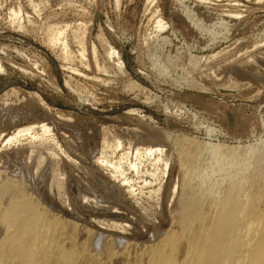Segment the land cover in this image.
Returning a JSON list of instances; mask_svg holds the SVG:
<instances>
[{
  "label": "rangeland",
  "instance_id": "1",
  "mask_svg": "<svg viewBox=\"0 0 264 264\" xmlns=\"http://www.w3.org/2000/svg\"><path fill=\"white\" fill-rule=\"evenodd\" d=\"M116 1L117 0H0V63L3 68L0 72V135L3 134V136H0V139H2L0 141V155L2 154L1 156H3L0 157V178L1 180L10 179L15 175L14 173L18 174L22 169L24 171H20L23 174L21 175L26 178L24 180V184L25 182H28L25 184L26 186L23 184L25 186V190H29L26 192H29V196H31L34 200L36 198V200H39L41 203L43 202L40 207L45 208L46 205L47 207L49 206V212L54 213L53 211L59 210L60 213L56 211L57 213L55 212V214H60L64 217L66 216L65 218L70 220L74 218L73 220L75 221H77L76 219L78 218V223H82L80 225L86 223L83 226H85L86 228L89 227V229H93L95 227L94 229L96 230H99L100 227L96 223V221L94 222L95 217H97L98 215H100L101 217H117L118 222H123L124 225L127 222V224H129L125 226L126 233L124 232V229L122 231L118 230L117 234L127 236L129 235V237H134V235H136L135 237H144L143 239L147 237L146 239H149L150 236L153 235L149 234L153 232H151V230H154L152 226L154 227L156 225L154 228L158 229L159 227V230L160 228L162 230L167 226H170L169 224H171V220L168 216H173V214L169 215L168 212L172 213L176 199L175 197H171L168 192L165 197L166 190L164 189V187L168 185V189H171L174 186L176 180H179L178 182H176L179 185L181 177V170L179 169L180 167L177 162L178 159H176V152L177 150H180V146L177 144L175 146L174 142L171 143L172 139H167V137H165L164 135V131L165 133L167 132L172 136H177L180 134L187 138L200 141H207L212 143L219 142L227 145H246V147L251 144L256 145L258 142H260V140H264V0H152L154 2H152L151 0L149 2L147 0H119L120 3H117ZM190 3L192 5H190ZM115 4L120 5L117 8V5ZM196 5H199L197 8L200 9V13L207 8L206 10L209 11L208 14H212V17H210L211 23H209L210 21H206V25L204 23L205 20H201V16L198 18L199 14H196V20L202 22L204 21L202 25L203 27L205 25V30L203 29V27H201V29L196 28L198 26H195L196 23L194 21H192V23H194L192 24L190 20L186 19L188 18V16L186 17L185 14L186 9L188 8L187 11L190 12V8L194 9V7L190 6L196 7ZM201 5H203L202 8ZM13 7L15 9H20L13 10ZM11 8L12 12H9ZM19 10H21V14ZM13 11H18V14L14 15ZM150 12L158 13H155V15L157 17L163 18V20L166 22L168 28L165 29L166 32L164 30L165 33L162 32V34H160V31L158 32L156 28H153L154 24H156L154 20L155 18L157 19V17L152 16ZM11 13L13 14V16ZM15 16L18 17L15 18ZM12 18L14 19L12 20ZM17 19H20V21L18 22ZM218 21H220L221 24ZM55 23L57 24V26L54 25ZM66 23H68L69 26ZM47 24L52 27L48 26ZM18 25L21 27V29H19L20 27ZM22 27H25L26 29H22ZM46 27L51 29H48ZM53 28L55 30L57 28L58 31H63L66 37L64 35H62V37H65L67 44L70 47L66 49V52L69 53L68 51H70V53L72 54H69L72 56L68 54L69 56L67 55L68 57L66 56V59H64L65 57L60 54L63 57V60H61V57L59 59L58 48L54 47L55 50L53 49L51 51L53 46L49 45L51 44V42H49V39H51L49 35L51 34L50 36L52 37L57 31H55ZM70 28L74 29L75 31L72 29L69 30ZM79 28L82 30H80ZM63 29H66L67 32L65 33ZM48 30L55 32L52 35V32L49 33ZM84 30L86 32H84ZM82 32L85 34H83ZM153 32H157V35H159L156 37ZM167 34H171L172 36H169ZM73 35H75V37H73ZM100 35L101 37H99ZM83 36L85 40H82ZM162 36H167V39L165 37V39L161 40V38H163ZM75 38H79L82 41H79V39L76 40ZM156 38L158 40L160 38V41L164 40L163 44ZM100 39L104 43H102ZM103 39H106L117 52L119 51L118 54L121 57V60L124 62V73L127 72V75L123 74L122 72L120 73L119 70V72L117 71V68L115 67V65H113V62H115L114 58V60L112 58H107V46L105 45V41ZM77 41L78 45L80 43L81 46L85 43V47L82 46V49H85L83 50L85 54H83L81 47H78ZM81 42L83 43L81 44ZM92 44L94 45V48L96 50L92 47ZM48 45L50 46V48ZM102 45L104 46L102 47ZM102 48H105L106 50ZM7 50L9 51V53L7 52ZM92 51H94L96 54L94 52L92 53ZM53 52L55 54H53ZM78 54L83 56L80 57ZM69 57H72L70 59V62L68 61ZM82 57H85V59H83ZM156 57L158 58V62L155 63V59H157ZM93 58H95V60L97 59L96 62L95 60H93ZM60 60L63 62H61ZM107 61L112 62L113 64L108 63ZM97 62L98 64H95ZM86 63L89 65L86 66ZM95 65L97 67L99 66V69ZM160 65L162 68H160L159 71L157 69H159ZM68 66H71L73 68V71L72 69H70L71 67L69 68ZM111 66L113 70L111 69ZM87 67L89 68L86 69ZM103 67H106V69H104ZM64 68H67L69 71L67 69L65 70ZM163 68L168 69L163 70ZM70 70L74 73H72ZM105 70H108L105 72L106 74L103 73ZM75 72L78 75H76ZM160 72H162L163 75L160 74ZM80 73H83L82 75L84 76V78L82 77V75H79ZM117 73H120L121 75ZM95 76L97 77L95 78ZM98 77L99 80L92 81L93 78L98 79ZM102 78L105 79L102 80L103 82L100 80ZM108 78L109 81L107 80ZM128 78L130 79V81ZM111 79L114 83L111 82L110 84ZM106 80L108 81L107 84ZM99 82H102V85ZM115 82L116 85H114ZM104 83L106 84V86ZM131 84L134 85L133 89L131 87ZM129 87H131V89ZM75 89L77 90L78 94L77 92H75ZM204 99L210 103L211 107L204 108L202 106L201 102L204 101ZM38 100L41 102H39ZM46 107H48L49 110ZM10 110L11 114L9 113ZM25 111L26 113L23 114ZM2 112H8V114H6L5 116V114H2ZM12 113L14 117H17L14 118L12 116ZM18 113L20 115H16ZM60 114L62 115L60 116ZM9 115L12 117H10ZM7 116L11 119H6ZM21 117L23 118V120ZM7 120H9V123L6 122ZM11 120L14 126L11 124ZM33 122H38V124L46 123L45 125L51 128L50 133H52V137H54L53 140H56V142H53V140H49V142L52 141L53 143H55L53 144L51 142L53 146H58H54L57 152L60 153L62 150V152L59 154L60 165L57 166L60 168V171H58L64 176L65 179H63L65 183L63 192L65 193L64 196L67 197H63V199L62 197H59L62 201H59L60 199L57 198L58 196H60L58 193L64 194L62 192V188L60 189V192H58L59 188H54V185L51 187L49 183L51 177V173L49 170L52 167V163L49 162V164L48 161L51 160L45 158L46 160L44 159L42 161V164L46 168L41 165L39 167V170L41 169L40 171L43 173L38 170V172H40L41 174L39 173L37 175L35 173L32 176L34 169L31 170L32 168H28V170H31V173L30 170H27L28 172H25V170L27 169V167L31 166V161L35 165V158H32V156L33 154L37 153V150L34 149L36 153H32L34 151L30 152L29 147H27L29 146V138H23L19 140L20 143L18 142L16 146V142L9 144H5V142H3L5 141L6 137L12 132L11 129H14V127H22ZM208 126L213 127L216 130L214 134L209 136L206 135V128ZM97 129H99L100 131H97ZM133 130H137V133H135ZM37 131L40 132V129H37ZM155 131H163V133L161 134L157 132L159 134L158 137V134ZM105 132H107L108 134ZM143 132L145 133V135L141 136ZM116 133L124 136L129 135L128 138L131 139V141L135 139V142L137 141V145H141L140 147H145L146 145L149 146L150 143L151 145L157 144L163 146L166 150H168V153H170V161L168 163L169 167L166 173L162 174L163 164L161 161H159L156 165L154 164L155 166H151V163L153 164L154 162L153 160H150L151 158L148 155H145V159L143 155L141 156L143 158L139 159V161L142 162L140 163L141 166L139 165L138 173H136L135 175H132V171L128 173L127 171L129 170L128 166H126V162L129 157H132V154H129L130 152H126L127 150H123L125 151V156H123L125 158L124 159L123 157H120L124 155L123 151L120 150V148H113V150H111L112 146L108 147L110 149H108L106 146L111 143L110 140H113L115 138L113 137V135L116 136ZM138 133L140 136H138ZM154 135H156V137ZM110 136L112 138H107ZM162 136L164 138H162ZM104 138L105 140H103ZM68 140L72 141V145L70 144V147H67L69 146V143L67 142ZM135 142L133 141V143ZM102 147H106L107 149ZM101 148L104 150H102ZM110 150L113 152H111ZM100 151L104 153L103 156H106V160L109 159L108 161H105L107 163H111L115 160L117 161V158L119 157L121 159L123 158V164H121V159L119 158L121 170L123 172L126 171L127 173H125L129 177H134L133 179L134 181L136 180L135 182H139L141 184L140 180L146 179L147 181L149 180V185L152 181L154 182V184L152 182L150 185V187L152 188L162 185V189L159 191L160 194L156 196L157 198L162 197L161 199L163 201V198H165V201H170V208L173 207V209L170 210L169 207H167L168 202H166L165 204V201L161 202L160 198V200L158 199V203V200L155 196L154 197L157 201L154 198H149V200L147 198V193H145L149 185H147L144 190L145 192H143L144 194H142L145 196H141V199L139 198L140 201L139 199L138 201L133 200L134 198L131 200L130 197H126L124 199L122 193V199L120 197H118V199H114L113 197L112 200L109 196L112 191L109 192L108 189L112 184L111 181H116L119 177V175L117 176L115 175V172H113V169L115 168L114 165L118 162L115 161L112 163L113 165H107V163L103 161H101V163L103 162V164L99 162L100 160H98V162L95 161L96 159L94 156H99L101 153ZM116 151L120 156L116 153ZM121 151L122 154L120 153ZM41 153H43L41 154L43 156L46 155L45 150L44 152H42L41 150ZM112 153L115 154L113 155ZM109 155L110 158H108ZM70 158H72L73 160H71ZM28 159L30 160V163H26ZM70 160L73 161V163L67 162ZM16 161L19 164H22V162L20 163V161H25V164H22V166L24 165V168H22L21 165H17ZM75 161L89 168L88 173L90 176L88 175V173L84 174V172L82 171L83 169H81L80 166L78 167ZM44 163L46 164L44 165ZM26 164L29 166H27ZM104 164H106L107 167ZM144 164L149 165L146 166ZM34 165L31 167H34ZM100 165H103L105 167ZM25 166H27L26 169ZM75 166L80 168L82 172L79 169L77 170V167ZM140 167L142 168L140 169ZM143 168L146 169V171L149 173V176L154 171V169H156L155 172H153L155 174L153 175L154 178L152 177V175L149 177ZM48 171L49 173L47 174ZM140 171L142 174H140ZM143 171L146 173L145 176L147 177L144 176ZM28 173L30 174L29 176ZM110 173H112L113 175ZM42 174L44 176H40ZM109 174L111 176H109ZM159 174H162L164 177L160 176ZM3 176L5 177L4 179H2ZM156 176L160 177L157 178ZM33 177H35L34 180ZM37 177L39 179L38 181H36ZM155 178L157 180L159 179V182ZM32 181L34 183H32ZM85 181L88 183L90 182L94 190L97 188L94 191L95 193L91 190H85ZM109 181L111 184L109 183ZM28 184L31 188H29ZM106 185H108V187ZM27 186L28 188H26ZM32 188L34 190L30 191V189ZM48 188L51 190L53 188L54 189L50 191L48 190ZM65 188L69 189V191H67V189L65 191ZM55 191L58 195H55ZM78 191L79 193H83L85 191L84 194H86L87 196H89L90 193L91 195L94 193L96 194V197H102V200L105 198V202L107 199H110L109 202L107 201L106 203L103 201L106 205L110 203L109 205L112 206L111 204H114V202L116 201L119 204L117 203L116 206L114 204L116 209L111 210L102 207L101 205H98V207L89 201L86 202H89L90 204H87L85 201H83V203L82 199H80V197L78 196ZM52 192L54 193L55 197L57 196L56 198L54 197ZM32 194L34 195L32 196ZM91 195L89 197H91ZM107 195L109 196V198L107 197ZM37 196H39L40 198ZM68 197L71 198L69 199ZM66 198L68 199V201H75V203L77 201L76 204L80 202L83 205H78H81L83 208L81 206V208H79L76 204L75 205L78 208L75 207L74 203H69L65 200ZM63 200H65V204ZM129 200L133 202H130ZM172 200L174 203H172ZM56 201L57 203H55ZM160 203H162L163 206L164 204L165 206H167H164L161 210L162 205H160ZM64 205L66 209L64 208ZM73 206L74 210L72 209ZM47 207L45 209H47ZM67 207L69 208L67 209ZM91 207L96 211L92 210ZM130 207L133 208L131 209ZM51 208L52 210H54L52 211ZM146 208H148L149 210ZM60 209H62V211L64 212L62 213ZM79 210L82 212H79ZM131 210H135V212H138H136L135 214V212ZM142 210L144 211L141 212ZM76 211L80 215H78ZM139 211L141 212V214H139ZM149 211L152 212L150 213ZM162 212H165L166 216H164L165 213L163 215ZM148 214H150L151 216ZM73 215H77V218ZM78 216H81V219ZM135 216L137 217V219ZM145 216H147L148 220H145ZM89 217H93L92 220ZM148 217L151 218L149 219ZM132 218H134V222L132 221ZM162 219L165 220L163 221ZM166 219L167 223H169L167 225L165 222ZM137 220H140L142 223L140 224V221L138 222ZM149 220H151L152 222H149ZM131 221L134 224L130 223ZM153 221L155 225H153ZM137 222L139 225L137 224ZM150 225L151 227H149ZM160 225L162 227H160ZM143 228L146 232H141ZM146 228H149L150 232L147 231ZM136 229L138 230V232ZM113 231L114 230H112L111 233Z\"/></svg>",
  "mask_w": 264,
  "mask_h": 264
},
{
  "label": "bare ground",
  "instance_id": "2",
  "mask_svg": "<svg viewBox=\"0 0 264 264\" xmlns=\"http://www.w3.org/2000/svg\"><path fill=\"white\" fill-rule=\"evenodd\" d=\"M147 1L149 2L150 0H147ZM116 2L120 3L119 0H117ZM152 2H154V1H152ZM115 5H117V8H118V6L120 4H115ZM190 5H192V4L190 3ZM198 6L197 5H196V7L195 6H190V7H194V9L190 8V10H191L190 12L191 13L189 11H187L188 8L186 9V7H185V9H186L187 13L184 10L183 11L185 12L186 17L188 16V18H189V19L188 18H186V19L190 20L191 23H192V21H194L196 23L195 26H198L196 28L201 29V27H203L202 24H203L204 21L202 22V21L196 20V14H199L198 18L201 16V20H205V22H204L205 25H206L207 22L210 21V17H212L211 16L212 14H208L209 11L206 10L207 8L204 9L200 13V9L197 8ZM202 6L203 5H201V8H202ZM187 7H189V6H187ZM115 8H116V6H115ZM147 8H149V7H147ZM18 9H20V8H16L15 9L13 7V10H18ZM151 9H153V8H151ZM155 10H156V8H155ZM20 11L21 10H19V12ZM158 11H159V9H158ZM9 12H12V8L10 9ZM17 12L18 11H13L14 15H17L18 14ZM156 12H154V13L150 12V13H151L152 16L157 17L155 15ZM20 14H21V12H20ZM156 14H158V13H156ZM12 16H13V14H12ZM234 16H235V14H234ZM17 17L18 16H15V18H17ZM26 18H28V17H26ZM218 18H220V17H218ZM13 19L14 18H12V20ZM11 21H10V23H11ZM19 21H20V19L18 20V22ZM154 21H155L156 24H154L155 27L153 26V28H156V30L158 32L160 31L161 32L160 34H162V32H164V30L168 28V25L163 20V18L157 17V19L155 18ZM220 21H218V22L220 23ZM223 22H224V20H223ZM28 23H30V22H28ZM56 23H58V22H56ZM56 23L54 25L57 26ZM209 23H211V21ZM13 24H14V22H13ZM66 24L68 25V23H66ZM192 24H194V23H192ZM205 25H204V27H205ZM48 26H50V25H48ZM217 26H218V24H217ZM50 27H52V26H50ZM204 27H203V29L205 30ZM206 27H208V26H206ZM24 28L22 27V29H24ZM46 28H48V27H46ZM19 29H21V27ZM48 29H51V28H48ZM71 29L72 28H70L69 30H71ZM169 29H171V28H169ZM56 30H55L56 32L54 31L55 34H54L53 31H49L48 30L49 33L52 32V35L54 34L52 37L50 36L51 34L49 35V37L51 38V39H49V42H51V44H49V45L53 46V48L51 46V48H52L51 51L54 49V47L59 49L58 50L59 51L58 52L59 53L58 54L59 55V59L61 57V60H63V57H65L64 59H66V56L70 53V51H68L69 53L66 52V49L69 46L67 44V41L65 39L66 36L64 35L63 31H58L57 28H56ZM63 30L65 31V33L67 32L66 29H63ZM72 30H74V29H72ZM80 30H82V29H80ZM204 30H202V31H204ZM45 31H47V30H45ZM84 32H86V31L84 30ZM165 32H166V30H165ZM155 33L153 32V34L156 35V37H157L159 34L157 35V32H155ZM170 33H172V32H170ZM173 33H175V32H173ZM83 34H85V33H83ZM83 34H80V35H83ZM216 34H217V32H216ZM62 35H64L65 37L63 38ZM167 35H169V34H167ZM102 36H103V34H102ZM49 37H47V38H49ZM73 37H75V35H73ZM99 37H101V35ZM165 37L167 39V36H165ZM165 37L161 38V40L165 39ZM79 38H77V39H79ZM102 38H105V37H102ZM215 38H217V37H215ZM83 39H84V36H83L82 40ZM82 40L79 39V41H82ZM104 41H105V45L107 46V50L105 48H102V49L107 51L106 52L107 53L106 55L108 56L107 58L108 59L109 58L110 59L111 58L115 59V62H113L114 64L112 62H108L109 60L107 62L108 63H112L113 65H115V67L117 68V71L119 70L120 73L122 72L123 74H126L127 72L124 73L125 72L124 62L121 60V57L118 54L119 51L117 52L108 43V41L106 39ZM158 41H160V38H159ZM101 42H102V40H101ZM160 42H162V44H163L164 40L160 41ZM82 43L83 42H81V44ZM102 43H104V42H102ZM144 43H146V42H144ZM84 44L82 46H84ZM77 45H78V41H77ZM79 45H80V43H79ZM79 45H78V47H81V50L83 52V50H85V49H82L83 47L81 45L80 46ZM46 46H47V43H46ZM103 46L104 45H102V47ZM254 46H255V44H254ZM92 47L94 48L93 44H92ZM92 47H91V50H92ZM49 48H50V46H49ZM160 51H162V50H160ZM7 52L9 53L8 50H7ZM7 52H5V53H7ZM93 52L94 51H92V53ZM53 54H55V53L53 52ZM70 54H72V53H70ZM83 54H85V53L83 52ZM156 54H157V52H156ZM165 55H166V53H165ZM167 55H169V54H167ZM70 56H72V55H70ZM79 56L81 57L83 55H79ZM73 57H75V56H73ZM174 57H176V56H174ZM71 58L69 57V60H68L69 62L71 61L70 60ZM82 58L85 59V57H82ZM95 58H93V60H95ZM167 58H166V60H167ZM96 60H95V62H96ZM157 60H158V58L155 59V63L158 62ZM174 60H175V58H174ZM170 61H171V59H170ZM61 62H63V61H61ZM173 63H174V61H173ZM195 63H193V64H195ZM67 64H68V62H67ZM95 64H98V62L95 63ZM211 64H213V63H211ZM87 65H89V64L86 63V66ZM158 65H159V63H158ZM161 65H160L159 69H157V70L160 71V68H162ZM64 66H65V64H64ZM68 67L70 68L71 66H68ZM106 67L105 68L103 67V68L106 69ZM115 67H114V69H115ZM88 68L89 67H87L86 69H88ZM103 68H102V70H103ZM2 69L3 68H2V65L0 63V72H1ZM70 69H72V71H73L72 67ZM111 69H112V66H111ZM164 69H168V68H163V70ZM74 71H75V69H74ZM96 71H97V69H96ZM100 71H101V66H100ZM106 71H108V70H105L103 73H105ZM162 72H160V74L163 75ZM72 73H74V72H72ZM111 73H112V71H111ZM120 73H117V74H120ZM75 74H76V72H75ZM82 74L83 73H80L79 75H82ZM115 74H116V72H115ZM76 75H78V74H76ZM167 76H169V75H167ZM82 77L84 78L83 75H82ZM96 77L97 76H95V78ZM127 77H129V76H127ZM181 77H182V75H181ZM181 77H180V79H181ZM95 78H93L92 81L93 80H99V77H98V79H95ZM164 78H166V77H164ZM103 79L104 78H102L100 80L102 81ZM107 80L109 81V78ZM107 80H106V84L108 83ZM160 80H162V79H160ZM129 81H130V79H129ZM129 81H127V82H129ZM111 82L114 83L112 81V79L110 81V84H111ZM106 84H105V86H106ZM114 85H116V82H115ZM133 86L134 85L131 86L132 89L134 88ZM131 87H129V88L131 89ZM127 88H128V86H127ZM75 92H77V90ZM77 94H78V92H77ZM81 96H80V98H81ZM39 102H41V101H39ZM201 104H202V106L204 108L211 107L210 103L208 101H206L205 99H204V101L201 102ZM0 107H1V105H0ZM46 108L48 109V107H46ZM8 112H6V113L2 112V114H5V116H6V114H8ZM27 112H28V110H27ZM9 113L11 114V110H10ZM20 113H21V111H20ZM25 113H26V111L23 114H25ZM29 113H31V112H29ZM50 114H52V113H50ZM16 115H20V114L18 113ZM27 115H29V114H27ZM61 115L62 114H60V116ZM63 115H65V114H63ZM12 116L14 117L13 113H12ZM12 116H10V117H12ZM16 117H14V118H16ZM8 118L9 117L7 116L6 119H8ZM10 119L11 118H9V120ZM61 119H63V118H61ZM9 120H7L6 122L9 123ZM22 120H23V118H22ZM11 124L13 125L12 120H11ZM11 124H9V125H11ZM45 124H42V123L38 124V122L37 123L33 122V123H29V124H27L25 126H22V127H17L16 126V127H14V129H11L12 132L6 137L5 141H3V142H5V144H9V143H13V142L15 143L16 142L15 143V146H16V144L18 142L20 143L19 140H21L23 138H29V143L27 141L29 146H27V147H29L30 152H32V151H34V149H36L37 153L35 151L32 152V153H36V154H33V156H32V158H35V165L31 161V166L34 165V167H31V166L26 164L29 167L25 166V169L27 167L25 172L28 170V168H32L31 170L34 169L33 170L34 172H33L32 176L35 173L38 175L41 172L40 171L41 169L39 170L40 165L43 166V164H42L43 162L42 161L45 158H48V160L50 159L51 161H48V163L49 162L52 163V167L49 170L50 173H51V177H50V180H49L50 182L49 181L48 182L50 183L51 187L54 185L55 186L54 188H56V189L59 188L58 192H60L61 188H62V192H63V188L65 187V183H64L65 179H64V176L62 174H60V172H59L60 168L57 167L58 165H60L59 164L60 163L59 162V160H60L59 154L62 152V150L59 153L55 149V147H58V146H55V145H54L55 147L53 146V144H55L53 142H56V140L55 141L53 140L54 137H52V133H50V131H51L50 129L51 128H49ZM37 129H40V132L37 131ZM98 130L99 129H97V131ZM134 130H135V128H134ZM137 130L134 131V132L137 133ZM133 131H132V133H133ZM206 131H207L206 135H208V136L212 135V134H214L216 132V130L213 127H210V126H208L206 128ZM157 132L161 133V134L163 133V131H160V132L157 131ZM105 133H107V132H105ZM113 134H114V132H113ZM125 134H127V133H125ZM115 135L116 136L113 135V137H115L113 140L109 139L111 141V143L106 145V146H107V148L112 146L111 150H113V148H115V149H119L120 148V150H122V151L123 150H125V151L127 150L126 152H130L129 154H132V157H129L128 159L126 158L127 159L126 166H128V170H129V171H127L128 173H130V171H132V175H135L136 173L139 172V165L141 166L140 163L142 162V161L140 162L139 159L143 158V157H141L142 155L144 156V159H145V155H148L151 158L150 160H153L154 163L153 164L151 163V166L154 165V164L156 165L159 161H161L162 164H163V169H162L163 173L162 174L166 173V171L168 170V167H169L168 163L170 161V153H168V150H166L163 146H160V145H157V144H153V143H152L153 145H151V143H150L149 146L146 145L145 147H140L141 145L140 146H139V144L137 145V143H136L137 141L135 142V139L131 141V139L128 138L129 135L128 136H124V135L117 134V133ZM144 135H145V133L143 132V134L141 136H144ZM164 135H165V137H167V139L168 138H169V140L172 139V142L171 141L170 142L171 143L174 142L175 146H176V144L180 146L179 147L180 150H177V152H176L177 156L175 155L176 159H178L177 162H178V165L180 167V168L179 167L178 168L181 170V177L179 176L180 177L179 185H178V183H176L179 180L178 181L176 180V182H175L176 184L174 183V186L173 187L171 186L172 187L171 189H168V187H167L168 185L165 186V187L163 186L164 189L166 190V192L164 191L165 192V197H166V194L168 192L171 195V197H175V199H176V200L174 199L175 200V206H173L174 207V209H173V207L170 208L171 207L170 206L171 202L170 201L168 202V200L165 201V198H163L164 201H165V204H166V202H168V206L167 205L166 206L169 207L170 210L173 209L172 213H170V212H168L166 210L169 213V215L173 214V216L170 215L171 217L168 216L170 218V220H171V224L167 223V219L165 221L166 225L169 224L170 226H167L165 229H162V230L160 228V230H159V227H158V229L154 228L156 225L154 224V221H153V225H155V226L154 227L152 226V228L154 230H151V232L152 231L153 232L149 233V234H153V235L152 236L149 235L150 236L149 239H146L147 237L145 239H143L144 237H142V238L135 237L136 235H134V237L133 236L129 237V235L127 236V235H122V234L119 235V234H117L118 230L122 231V230H124L126 228L125 226L129 225V224H127L128 222L125 223V225H124L123 222L122 223L118 222L117 217L116 218L115 217H111V216L110 217H107V216L106 217H101L100 215H98L97 217H95L94 222L96 221V223L100 226L99 230L94 229L95 228L94 226H93L94 227L93 229H89V227L86 228L85 226H83L86 223H84L83 225H80L82 223H80V224L78 223L79 220L77 218V215H75L76 218H77L76 219L77 221L73 220L74 218L72 220H70V219L65 218L66 216L64 217V216H62L60 214L59 215L55 214L56 211L59 212V210L53 211L55 209V207H54L53 210L51 208V210L54 213H51V212L48 211V208H50V207L49 206L47 207V205L45 206V208L47 207V209H45L43 207H40L43 202L41 203L39 200H36V198L34 200L31 196H29V194H28L29 192L28 193L26 192V191H29L28 189L25 190V186H26L25 184L28 183V182H25V184H24V180L26 178H24L22 176L23 174L21 172H23L24 170H22L20 168L21 170L20 169L19 170L21 172L18 170L19 173L18 174L14 173L15 175L12 176V178L5 179V180H1V178H0V180H1L0 181V264H264V171H263L264 170V168H263L264 167V140L263 141L260 140V142L257 141L258 143L256 145L251 144V145H248L247 147H246V145L245 146L243 145L244 146L243 147V146H239V145H227V144H222V143H219V142L212 143V142H207V141H200V140L190 139V138H187V137H185L183 135H180V134L179 135L176 134L177 136H172L171 134H169L167 132L165 133V131H164ZM0 136H3V134L0 135ZM138 136H140L139 133H138ZM147 136H148V134H147ZM154 136L156 137V135H154ZM157 136L159 137V134ZM163 136H162V138H164ZM103 137H105V136H103ZM107 138H112V137L110 136V137H107ZM147 138H149V137H147ZM150 138H151V135H150ZM208 138H210V137H208ZM1 140L2 139H0V141ZM49 140H53V142L52 141L49 142ZM103 140H105V138ZM133 141L135 143H133ZM67 142L69 143V146H67V145L66 146L70 147V144H71L72 141L68 140ZM22 143H24V142H22ZM100 143H101V141H100ZM108 143H109V141H108ZM254 143H256V142H254ZM2 144H1V147H2ZM140 144H141V142H140ZM182 145H186V146H182ZM52 146L54 147L55 150L53 149ZM143 146H144V143H143ZM95 147H97V146H95ZM102 148H106V147H102ZM108 149H110V148H108ZM41 150H42V152H44V150H45L46 151L45 154L46 155L48 154L49 156L48 155L47 156L46 155L45 156L41 155V154H43V153H41ZM92 150H93V148H92ZM102 150H104V149H102ZM122 151L120 152L121 154H122ZM125 151H123V154H124ZM100 152L101 153H100L99 156L98 155L94 156L95 159H96L95 161L98 162V160H100L99 161L100 163H101V161H103V162L108 161L109 159L106 160L107 159V158H105L106 156H103L104 153H102V151H100ZM111 152H113V151H111ZM32 153H31V155H32ZM106 153H109V152H106ZM116 153H117V151H116ZM172 153H173V151H172ZM112 154L114 155L115 153H112ZM117 154L119 155V153H117ZM1 155H0V157H3ZM90 155H91V152H90ZM110 155H109L108 158H110ZM123 156H125V154L120 156V157H123ZM126 156H128V155H126ZM94 157H93V160H94ZM119 158H117V161L115 160L118 163L117 164L114 163L115 164L114 165L115 168L113 167L114 168L113 172H115V175H117V176L119 175V177L117 178V180L115 178L116 181H111L112 184L109 181V183L111 185L109 186L108 190H109V192L112 191L111 194H109V196L111 197V199L113 197H114V199H118V197L121 198L122 194H123L124 199L126 197H130L131 200L134 198L133 200H137L138 201L139 198L141 199V196H145V195H142V194H144L143 192H145L144 191L145 188L147 187V185H149V180L147 181L146 179H141L140 180L141 184L139 182H135L136 180L134 181V179H133L134 177H132V178H131V176L129 177L126 174L127 172L125 170L124 171L126 173L121 170V165L119 164V161H120L121 158L120 159ZM14 159H16V158H14ZM29 159H28V161L26 163H28V162L30 163ZM70 159L73 160L72 158H70ZM122 159L120 161L121 164H123L122 163ZM71 160L67 161V162H72L73 163V161H71ZM115 161H112L111 163L110 162L109 163L105 162V163H107V165L108 164L110 165V164H112ZM123 161H125V160H123ZM21 162H22V164H25L24 163L25 161L24 162L20 161V163ZM44 162H46V161H44ZM103 162L101 164H103ZM16 163H17V165H21L22 166V164H19L17 161H16ZM64 163H66V162H64ZM45 164L46 163H44V165ZM78 164L79 163H77V166L78 167L80 166L81 169H83L82 171L84 172V174H87L89 168H87V167H85V166H83L81 164H79V165ZM95 165H96V163H95ZM104 165L106 166V164H104ZM144 165L147 166L149 164H144ZM23 166H22V168H24ZM77 166H75V167H77ZM100 166H103V165H100ZM105 166H103V167H105ZM43 167L46 168L45 166H43ZM48 167H49V165H48ZM56 167L59 168V169H57ZM78 167H77V170L78 169L80 170V168H78ZM142 167H140V169ZM18 168H19V166H18ZM124 168H126V167H124ZM150 168H152V167H150ZM262 168H263V170H262ZM143 169L145 170V172L149 176V173L146 171V169L145 168H143ZM160 169H161V167H160ZM31 170H30V173H31ZM38 170L40 172H38ZM155 170L156 169H154L153 172H155ZM49 171L47 172V174L49 173ZM90 171H92V170H90ZM145 172L143 171L144 176L146 174ZM153 172L151 173V175L154 178L153 175H155V174ZM12 173H13V171H12ZM41 173H43V172H41ZM112 173H110V174H112ZM0 174H1V172H0ZM19 174L20 175L22 174V175L20 176ZM110 174H109V176H111ZM140 174H142L141 171H140ZM162 174H159V175L163 176ZM8 175H10V174H8ZM11 175H13V174H11ZM29 175L30 174L28 173V176ZM88 175H89V173H88ZM40 176H44V175L42 174ZM114 176H112V177H114ZM160 176H156V177L159 178ZM5 177H6V174H5ZM5 177L3 176L2 179H4ZM45 177H46V175H45ZM47 177H48V175H47ZM145 177H147V176H145ZM163 177H161V178H163ZM34 178L35 177H33V180H34ZM137 178H139V177H137ZM30 179H29V181H30ZM38 180L39 179L37 177L36 181H38ZM46 180H47V178H46ZM151 180H150V182H151ZM156 180H154V181H156ZM161 180H163V179H161ZM164 180H165V178H164ZM40 181H41V179H40ZM157 181L159 182V179ZM85 182H84V184H85ZM32 183H34V182L32 181ZM151 183H150V185H151ZM36 184H37V182H36ZM36 184H35V186H36ZM43 184H44V182H43ZM103 184H105V183H103ZM153 184H154V182H153ZM153 184H152V186H153ZM155 184H157V183H155ZM150 185L147 188L145 193H147V198L148 199L149 198L150 199L154 198L156 200V198H157L156 195L160 194L159 191L162 189L161 188L162 185L156 186L157 188L156 187L152 188V187H150ZM28 186H29V184H28ZM28 186L26 188H28ZM106 186L108 187V185H106ZM29 188H31V187L29 186ZM43 188H44V186H43ZM66 189L67 188H65L64 190L66 191ZM86 189H87V191L91 190V191L94 192L97 188L94 190L92 185L90 184V182L89 183L86 182L85 190ZM31 190H34V189L32 188V189H30V191ZM48 190L52 191L49 188H48ZM105 190H107V189H105ZM67 191H69V189H67ZM84 192L83 193H79V191H78V193L80 195L77 193L78 196L80 197V199H82V202L83 201H85V202L89 201V202L93 203L96 206L101 205L102 207H105L107 209H111V210H115L116 209L115 206L118 203L117 201L114 202L115 206H114V204H111L112 206H110L109 205L110 203L108 205H106L105 203L107 201L109 202L110 199H107L106 202H105L104 201L105 198L103 200L101 199L102 198L101 194H100L101 196H99L101 198L96 197V194H94L95 192L92 194L93 196L90 193L91 197H89L90 195L87 196L86 194H84ZM107 193H108V191H107ZM56 194H57V192L55 191V195ZM58 194L60 196H58V197L56 196L57 198L62 197V199H63V197H67V196H64L65 193L64 194L58 193ZM66 194H67V192H66ZM33 195L34 194H32V196ZM53 195H54V193H53ZM55 195H54V197H55ZM161 195H159V196H161ZM35 196H36V194H35ZM109 196L107 195L108 198H109ZM37 197H39V196H37ZM68 198L70 199L71 197H68ZM159 198H157V200ZM140 199H139V201H140ZM65 200L68 201L67 198ZM65 200H63V202ZM159 200H158V203H159ZM59 201H62V200L60 199ZM137 201H136V203H137ZM151 201H153V200H151ZM156 201H154V202H156ZM160 201L164 202L162 199ZM63 202H62V205H63ZM68 202L70 203V202H72V200L71 201L69 200ZM130 202H133V201H130ZM55 203H57V201ZM65 203L66 202H64V204ZM72 203H74V205H75L77 203V201H76V203H75V201L72 202ZM172 203H174L173 200H172ZM78 204H81V203L79 202ZM78 204H76V205L79 208H81L82 207L81 205H83V204H81V205H78ZM165 204H164V206H165ZM76 205H75V207H77ZM141 205H143V204H141ZM154 205H156V204H154ZM160 205H162V208H161V210H162L164 206H163L162 203H160ZM55 206H57V205H55ZM87 207H88V205H87ZM87 207H86V209H87ZM124 207H126V206H124ZM58 208H56V209H58ZM64 208L66 209L65 205H64ZM68 208L69 207H67V209ZM93 208H94V206H93ZM93 208H92V210H94ZM130 208L132 209L133 207H130ZM139 208H140V206H139ZM72 209L74 210V206H73ZM146 209H148V208H146ZM60 210H61L62 213L64 212V211H62V209H60ZM81 210H83V209H81ZM84 211H86V210H84ZM94 211H96V210H94ZM131 211L135 212V210H131ZM143 211L144 210H142L141 212H143ZM68 212H69V210H68ZM79 212H82V211L79 210ZM136 212H138V211H136ZM136 212H135V214H136ZM141 212L139 211V214H141ZM76 213H77V211H76ZM88 213H89V211H88ZM164 213L162 212L163 215H164ZM71 214H73V213H71ZM78 215H80V214H78ZM148 215H150V214H148ZM162 216H160V217H162ZM164 216H166V213H165ZM67 217H69V216H67ZM78 217H80V219H81V216H78ZM145 217H146V219L145 218L144 219L148 220L147 216H145ZM70 218H72V217H70ZM92 218H90V219L92 220ZM118 218H120V217H118ZM148 218L150 219L151 217H148ZM136 219H137V217H136ZM133 220H134V218H132V221ZM82 221H80V222H82ZM122 221H124V220H122ZM132 221L130 223H133L135 220L133 222ZM150 221L151 220H149V222ZM91 222H93V221H91ZM138 222H137V224H138ZM145 222H148V221H145ZM145 222H144V224H145ZM141 223L142 222L140 221V224ZM151 225L149 227H151ZM160 227H162V226L160 225ZM138 228H139V226H138ZM146 229H147V231H149V228H146ZM112 230H114V231L111 233ZM125 231H126V229L124 230V232ZM142 231H144V228H143V230H141V232ZM130 232H132V231H130ZM137 232H138V230H137ZM144 232H146V231H144ZM144 232H143V234H144ZM137 236H138V234H137Z\"/></svg>",
  "mask_w": 264,
  "mask_h": 264
}]
</instances>
